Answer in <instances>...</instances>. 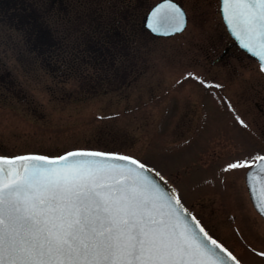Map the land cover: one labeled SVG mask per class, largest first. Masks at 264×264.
Listing matches in <instances>:
<instances>
[{
  "label": "rangeland",
  "instance_id": "1",
  "mask_svg": "<svg viewBox=\"0 0 264 264\" xmlns=\"http://www.w3.org/2000/svg\"><path fill=\"white\" fill-rule=\"evenodd\" d=\"M34 1L0 9V154L84 147L134 155L168 179L243 264H264V220L249 196L248 168L228 169L264 151V110L256 104L264 107V74L241 51L229 63L211 62L229 41L219 0H178L185 30L139 38L137 74L97 93L59 81L26 45L12 14L25 8L19 17L29 21ZM74 1L80 12L93 6ZM123 1L124 12L136 3ZM156 1L143 0V13Z\"/></svg>",
  "mask_w": 264,
  "mask_h": 264
},
{
  "label": "snow or ice",
  "instance_id": "2",
  "mask_svg": "<svg viewBox=\"0 0 264 264\" xmlns=\"http://www.w3.org/2000/svg\"><path fill=\"white\" fill-rule=\"evenodd\" d=\"M223 11L241 46L264 62V0H223ZM153 17L154 31H181L185 13L165 0ZM254 159L264 173V156ZM144 171L118 153L0 156V264H225L220 252L239 264L197 221L198 237L180 200Z\"/></svg>",
  "mask_w": 264,
  "mask_h": 264
},
{
  "label": "trees",
  "instance_id": "3",
  "mask_svg": "<svg viewBox=\"0 0 264 264\" xmlns=\"http://www.w3.org/2000/svg\"><path fill=\"white\" fill-rule=\"evenodd\" d=\"M77 1L84 8L87 1L93 6L86 13L78 10L74 0H36L31 11L35 16L32 13L25 21L19 16L27 11L21 8L20 14L13 12V20H20L17 24L23 26L26 45L41 55L43 66L62 83L76 81V89L95 93L106 86L118 89L130 74H137L139 38L153 37L144 26L143 0L126 6L125 12L123 0ZM96 6L99 9L92 10ZM3 8L10 13L7 6ZM106 13H112L111 18Z\"/></svg>",
  "mask_w": 264,
  "mask_h": 264
},
{
  "label": "water",
  "instance_id": "4",
  "mask_svg": "<svg viewBox=\"0 0 264 264\" xmlns=\"http://www.w3.org/2000/svg\"><path fill=\"white\" fill-rule=\"evenodd\" d=\"M173 3L181 8L184 13H185V17H184V24L182 26V30L186 27L187 24V13L185 11V9L181 6V4L176 1L173 0ZM165 4V0H160L158 1L156 4H154L152 6V8L149 10L148 14L146 15L145 18V26L155 35H172L175 34L177 32L180 31H176L174 29V27L172 26H167V27H161L158 30L154 31L153 27L150 25L154 24V17H153V13L154 10L157 9L158 6ZM220 9H221V13L224 19V22L229 30V32L231 33L232 37L235 39V41L241 46L240 41L236 38V36L233 35L231 28L229 26V24L227 23V21L225 20V16H224V11H223V0H221V5H220ZM181 30V31H182ZM242 47V46H241ZM243 48V47H242ZM245 49V48H243ZM246 50V49H245ZM247 51V50H246ZM249 52V51H248ZM250 53V52H249ZM251 54V53H250ZM254 56V55H253ZM256 57V56H255ZM258 60L259 58L256 57ZM260 61V60H259ZM262 64H264V62L260 61V65L262 68ZM79 150H84V151H95V152H108V153H117V152H111V151H103V150H98V149H72L69 150L59 156H63L68 152H73V151H79ZM45 155V154H38V153H26V154H20V155H15V156H4V155H0L2 157H17V156H28V155ZM118 154H122V153H118ZM122 155H126V154H122ZM48 156V155H45ZM59 156H49V157H59ZM126 156H130V155H126ZM132 157V156H131ZM138 160V159H137ZM139 161V160H138ZM141 162V161H140ZM117 163H125L123 161H117ZM262 163L261 161H258L256 164H254L251 168L248 169L247 173H246V183L248 186V190L250 193V197L252 200L253 205L255 206V208L257 209V211L263 216L264 218V211H261V209H264V173L260 172V169L258 167H256V165ZM129 167H134L132 165H129ZM148 167V166H147ZM148 169L150 171H144V175H146L148 177L149 180H151L154 184H156L158 187H160L166 194L169 195H174L175 197H178V195L173 191V189L169 186V184L167 183V181H165L164 179H160V176H157L156 173L151 170L149 167ZM180 200V199H179ZM181 202V200H180ZM181 204L183 205L184 209H187V214H183L182 215V219L184 220L185 223L188 224L189 228L194 231L198 237H200L201 239H203V233H201L199 231V227H197L196 222L199 220L195 217V215L181 202ZM192 217H195V220L192 219ZM199 226L203 227V225L199 222ZM204 228V227H203ZM204 230L206 231V229L204 228ZM207 232V231H206ZM208 233V232H207ZM209 235V233H208ZM210 236V235H209ZM211 237V236H210ZM213 238V237H212ZM214 239V238H213ZM216 240V239H215ZM217 241V240H216ZM218 242V241H217ZM206 243H208L209 246H211L210 241H206ZM219 244H221L220 242H218ZM222 245V244H221ZM223 246V245H222ZM224 248H226L225 246H223ZM227 249V248H226ZM228 250V249H227ZM229 251V250H228ZM230 252V251H229ZM219 255H221L224 260H225V264H235V262H233L226 253L220 252ZM233 255V254H232ZM234 256V255H233ZM237 259V258H236ZM237 261H239L237 259ZM239 264H242L239 261Z\"/></svg>",
  "mask_w": 264,
  "mask_h": 264
},
{
  "label": "flooded vegetation",
  "instance_id": "5",
  "mask_svg": "<svg viewBox=\"0 0 264 264\" xmlns=\"http://www.w3.org/2000/svg\"><path fill=\"white\" fill-rule=\"evenodd\" d=\"M11 0H0V9H4L3 7L7 6L8 8L11 6ZM227 32V31H226ZM227 35L229 36L228 32H227ZM238 52V51H241V52H244L241 48H239V46L234 42V40L229 36V41L228 43L225 45V47L222 49V51L220 52L219 55L222 54V57L220 60H216L215 58L218 57V56H215L211 59V62L212 63H217V62H221V63H229V60H228V57L230 56V54H233V52ZM235 52H234V55H235ZM247 54V53H245ZM248 55V54H247ZM255 60V59H254ZM257 62V60H255ZM257 65H258V68L260 69L259 67V63L257 62ZM261 73L264 74V72L260 69ZM260 109H263L264 110V107L263 105H260V103H256ZM264 112V111H263ZM248 157L250 156L251 157V154H247ZM246 155V156H247ZM261 155H264V151H258L257 153H253L250 161H249V164H253L257 161V159H254V157H258V156H261ZM242 158V157H241ZM244 158V157H243Z\"/></svg>",
  "mask_w": 264,
  "mask_h": 264
}]
</instances>
